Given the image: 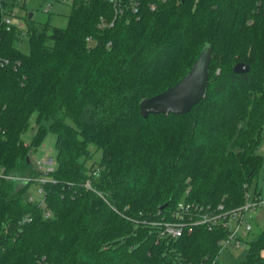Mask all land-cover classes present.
I'll return each mask as SVG.
<instances>
[{"label": "trees", "instance_id": "16d2710c", "mask_svg": "<svg viewBox=\"0 0 264 264\" xmlns=\"http://www.w3.org/2000/svg\"><path fill=\"white\" fill-rule=\"evenodd\" d=\"M120 1L122 11L73 0L65 27L28 12V53L17 46L25 36L0 23V166L38 176L32 154L51 132L57 160L44 184L50 216L24 199L35 182L0 179V264H207L223 229L156 242L153 226L127 217L156 219L182 199L236 207L259 180L264 0H136L137 11ZM206 43L205 97L186 113L144 117L141 100L181 79ZM93 146L98 167L87 164ZM263 251L261 231L236 264H264Z\"/></svg>", "mask_w": 264, "mask_h": 264}, {"label": "built area", "instance_id": "2783aa9c", "mask_svg": "<svg viewBox=\"0 0 264 264\" xmlns=\"http://www.w3.org/2000/svg\"><path fill=\"white\" fill-rule=\"evenodd\" d=\"M73 1V0H63ZM134 11L138 10V2L130 0ZM117 11H122L120 0H115ZM23 0H0V23L4 24L8 31L15 29L21 35L25 36L28 32V24L26 20L27 13L21 15L17 12L18 7H24ZM52 3L45 7V11H50ZM151 8H155V4H151ZM113 22L111 23V25ZM8 59H3L2 64L7 63ZM35 167L39 171L38 176L31 175H14L6 172L5 167L0 166V179H14L23 183L33 181L37 186L36 194H29L27 199L31 202H37L45 208V215L50 216L51 211L46 208V198L44 184L52 180L49 174L57 168V160L54 155H45L41 158H35ZM88 188L95 190L90 181L85 184ZM245 201L232 208L226 207L223 203H202L189 199H182L177 202L176 206L170 211L160 215L159 218H143L134 219L127 217L135 222L143 225H151L154 227L155 241L165 237L176 238L191 233L196 226H204L209 230L223 229L225 236L218 240L219 254L226 248H244L248 247L249 242L253 238L252 232L254 229L255 213L262 205L263 199L256 195L255 190H252L245 184ZM115 208V207H114ZM159 211L158 213H160ZM27 217V220H30ZM219 254L210 258L207 264H218Z\"/></svg>", "mask_w": 264, "mask_h": 264}, {"label": "rangeland", "instance_id": "374dc122", "mask_svg": "<svg viewBox=\"0 0 264 264\" xmlns=\"http://www.w3.org/2000/svg\"><path fill=\"white\" fill-rule=\"evenodd\" d=\"M25 2L24 7H18L17 12L21 15H24L26 12H34V20L39 24L41 23H50L51 25H57L65 27L68 22V16L72 8L71 1L63 0H23ZM52 3L50 11H45V7ZM17 46L20 50L25 53H28L30 50L29 36H25L22 40L17 42ZM220 71V69H218ZM36 115L34 114L31 118V128L23 134V138L27 143L32 139L35 130H36ZM56 135L54 133H49L44 141V143L37 148L32 154V160L35 164L36 157L41 158L45 155H54L56 156V147H55ZM91 157L88 159L87 164L89 167L96 166L98 167L100 160L102 158V151L96 150L93 146L91 149ZM259 152L264 157V140L262 145L259 147ZM254 180L252 182L251 189L255 190V185L258 182L259 192L263 191L264 198V161L263 167L260 171L259 180ZM37 193V186L33 184L28 191L24 194V199L28 197L29 194ZM261 231H264V201L262 205L258 208L255 213V222H254V237ZM248 252V247L244 248H226L222 250L219 254V262L221 264H236L243 260L246 257Z\"/></svg>", "mask_w": 264, "mask_h": 264}, {"label": "water", "instance_id": "95a60500", "mask_svg": "<svg viewBox=\"0 0 264 264\" xmlns=\"http://www.w3.org/2000/svg\"><path fill=\"white\" fill-rule=\"evenodd\" d=\"M33 14L34 12L30 11L29 18H32ZM211 56L212 44L206 43L190 70L181 79L162 92L141 100V114L146 117L150 113L188 112L206 95ZM234 68L238 72H244L249 69V65L238 62ZM165 206L166 203L161 206V209Z\"/></svg>", "mask_w": 264, "mask_h": 264}, {"label": "crops", "instance_id": "0c3cea01", "mask_svg": "<svg viewBox=\"0 0 264 264\" xmlns=\"http://www.w3.org/2000/svg\"><path fill=\"white\" fill-rule=\"evenodd\" d=\"M34 15V14H33ZM260 196H261V198L263 199V201H264V198H263V191L262 192H260ZM252 236L254 237V229H253V232H252ZM263 254H264V251H263Z\"/></svg>", "mask_w": 264, "mask_h": 264}]
</instances>
